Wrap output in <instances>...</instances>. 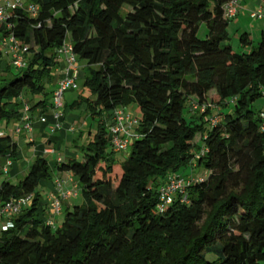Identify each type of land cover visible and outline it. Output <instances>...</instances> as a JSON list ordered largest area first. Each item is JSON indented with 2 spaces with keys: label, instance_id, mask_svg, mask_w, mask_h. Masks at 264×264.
<instances>
[{
  "label": "trees",
  "instance_id": "trees-1",
  "mask_svg": "<svg viewBox=\"0 0 264 264\" xmlns=\"http://www.w3.org/2000/svg\"><path fill=\"white\" fill-rule=\"evenodd\" d=\"M232 1L26 0L36 16L28 7L9 12L0 47L14 37L28 51L24 68L0 73V208L36 198L0 231V264H264V109L254 108L264 97V32L257 47L244 33L249 50L236 52L229 27L239 12H225ZM67 43L86 63L82 88L100 125L82 162L58 166L77 178L83 203L55 228L39 214L37 191L52 177L46 158L19 184L2 181L17 154L2 125L27 106L53 107L49 87ZM212 91L217 104L192 113L190 102L208 104ZM126 108L139 111L140 123L118 162L106 125ZM190 169L207 177L162 211L160 187Z\"/></svg>",
  "mask_w": 264,
  "mask_h": 264
},
{
  "label": "crops",
  "instance_id": "crops-1",
  "mask_svg": "<svg viewBox=\"0 0 264 264\" xmlns=\"http://www.w3.org/2000/svg\"><path fill=\"white\" fill-rule=\"evenodd\" d=\"M260 9L263 10L264 14V2L260 0H240L239 14L234 20V23H237L239 27H243L245 33L249 34L252 43L259 41L261 34L264 32V15L261 19L251 18V14L258 12ZM248 20L249 22L251 21L249 25L246 23ZM248 30L250 33L247 32ZM252 34H256L254 39L251 36ZM257 35L259 36L258 38ZM2 45L4 47V58L0 63V73L6 75L7 66L11 65V56L7 53L4 44ZM85 68L86 63L78 61L76 72L78 90L70 91L65 95L63 108L55 110L54 107H51L46 112L44 109L38 108L30 113L32 130L23 129L19 135L16 134V127L22 124L21 119L2 125V130L7 132L17 144L16 158L5 163L2 170V181H9L15 185L19 184L27 176L37 157L46 158L51 167L52 177L48 181H43L37 191L41 197L39 214L45 221L52 220L55 228H59V221L62 225L65 218L64 214L68 209L78 206L76 202L81 196V187L77 178L71 173L59 172L58 166L69 160L82 162L84 160L85 147L93 139V135L97 133L100 125V119L92 117L87 103V100H92L94 97L83 88L79 92L80 83L82 87L85 80ZM66 71L67 63L65 57H60V64L56 70L55 79L49 87L52 93L64 78ZM22 101H25V98ZM126 111L137 117L140 116L138 114L139 111L135 108H126ZM108 117L107 129L112 118L111 115H108ZM43 119L45 121H42ZM133 134L137 135V131L135 130ZM129 151L115 154L114 157L118 161L121 155L124 157L123 154H126L128 155L125 157L124 161H126L129 157ZM194 175L193 173L187 178H196ZM74 190L78 191V196L63 201L61 215L52 216L51 205L53 201L61 197L63 193ZM34 198H36V195Z\"/></svg>",
  "mask_w": 264,
  "mask_h": 264
},
{
  "label": "built area",
  "instance_id": "built-area-1",
  "mask_svg": "<svg viewBox=\"0 0 264 264\" xmlns=\"http://www.w3.org/2000/svg\"><path fill=\"white\" fill-rule=\"evenodd\" d=\"M264 2V0H260ZM240 0H233L226 8V17L233 19L238 14ZM26 0H0V24L4 23L10 11L16 8L24 9L27 8ZM28 11L36 16L38 8L35 6H29ZM253 18L260 19L263 17V10L260 9L258 12L253 13ZM6 47L7 53L11 56V65L14 68L22 69L26 66V59L24 54L28 51L27 47L22 46L18 40L14 37H9L3 42ZM60 57H65L67 63V71L65 72L64 78L59 82L53 95V107L55 110H59L64 106V97L70 91L78 90L76 81L77 72V57L73 53L72 46L67 43L60 50ZM192 113L201 112L205 113L208 105L201 104L197 100L190 102ZM111 123L108 127L109 142L111 150L115 154L127 153L130 149V145L133 142L136 134L133 132L137 130L139 126V118L126 111L125 109L114 110L111 114ZM263 125L262 130L264 131V111L260 115ZM22 124L16 127V134H20L23 129L32 130V117L30 115V108L27 106L21 117ZM42 121H45L44 119ZM214 124L217 120H213ZM5 133H1L4 136ZM194 180H189L182 177H169L166 183L160 187L159 198L161 201L160 208L163 211L167 205L173 203V201L180 195H184L186 187L191 185ZM78 196V191L65 192L58 199L54 200L52 208V216L57 217L61 215L63 210V201L75 198ZM33 196L24 197L18 201L9 202L0 208V231L7 232L14 227L13 219L21 214V212L31 205ZM48 225L55 227L52 220L47 221Z\"/></svg>",
  "mask_w": 264,
  "mask_h": 264
},
{
  "label": "rangeland",
  "instance_id": "rangeland-1",
  "mask_svg": "<svg viewBox=\"0 0 264 264\" xmlns=\"http://www.w3.org/2000/svg\"><path fill=\"white\" fill-rule=\"evenodd\" d=\"M251 22V21H250ZM249 20H248V22H246L248 25H249ZM252 25H254L253 23H252ZM204 27V26H203ZM203 27H202V29H201V31H200V33H199V38L200 39H205L206 38V33H207V28L206 27H204V29H203ZM248 33H250V31L248 30L247 31ZM245 33V30L243 29V27H239L238 25H237V23H234V21L233 22H231V24H230V27H229V34H230V41H229V44L232 46V48L236 51V52H239V53H243V52H247L248 50L246 49V48H244L243 46H242V44H241V36L243 35ZM252 36V38L254 39L255 38V36H256V34L255 35H251ZM259 36L257 35V38H258ZM258 43H259V41H255L254 43H253V46H255V47H257V45H258ZM0 49L1 50H4V47H3V45L0 47ZM85 74H86V72H85ZM82 90V87H81V83H80V90H79V92ZM78 92V91H77ZM209 103L207 104L208 105V107H213V106H215L216 104H217V102H218V97H217V93H216V91H212V92H210L209 93ZM254 108H255V110L257 111V112H259V110H262V109H264V97L262 98V99H260L256 104H255V106H254ZM206 112V111H205ZM186 117L187 118H189L190 117V113L188 112V110H186ZM139 115H140V113H138ZM202 114H205V113H202ZM197 141V140H196ZM124 155V157L121 155V158L120 159H118V162H124V160H125V157H127L128 155H126V154H123ZM188 173H194L195 175V177H198V178H201V177H207V176H205V174H206V171L204 170V169H200V170H192V169H190L189 171H188ZM204 178V179H205ZM187 179H189V180H195V178L194 177H190V178H187ZM203 179V178H202ZM83 203V199H82V197L80 196V198L77 200V202H76V204L78 205V206H80L81 204ZM65 215V214H64ZM58 226L59 227H61V223H60V221H59V223H58Z\"/></svg>",
  "mask_w": 264,
  "mask_h": 264
}]
</instances>
